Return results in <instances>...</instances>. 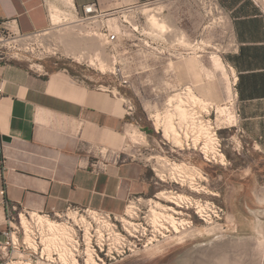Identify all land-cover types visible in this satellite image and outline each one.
<instances>
[{
	"label": "rangeland",
	"instance_id": "1",
	"mask_svg": "<svg viewBox=\"0 0 264 264\" xmlns=\"http://www.w3.org/2000/svg\"><path fill=\"white\" fill-rule=\"evenodd\" d=\"M60 1L64 4V0ZM210 1H151L122 16L117 14L107 18L119 37L113 45H108L99 34L100 23L78 22L77 16L67 6L52 2L51 8L54 6L60 10L61 15L58 14L61 17L45 37L1 43L0 52L7 53L12 60L34 68L58 64L57 67H67L74 74L87 76L96 87L112 85L123 90L127 109L132 112L131 117L137 126L128 131L127 154L134 155L138 149L136 144H139L144 154L137 155V158L149 164L158 184L152 194L136 203L140 209L139 218L132 220L128 217L129 203L127 212L125 210L127 215L119 216L131 223L142 222L148 226L147 238L154 234L156 238L149 244L145 238L134 252L127 249L123 256L110 264H264V249H258L259 243H264V162L256 165L249 157L235 156L252 153L237 138L235 78L227 64L228 55L234 50V41L228 14L216 10ZM254 1L264 11V0ZM148 9H154L152 14L162 18V22L170 21L166 24L168 31H162L165 32L163 34L160 29L153 28L148 13L145 14ZM81 51L83 59L76 60L74 57ZM90 59L97 66L92 65ZM115 68L118 74L125 75V84H120V75L113 73ZM180 99L189 109L186 124L182 117L179 118L181 115L175 107ZM203 102L210 104H205L208 108ZM130 107H133L132 111ZM172 111L178 115H172ZM157 114L160 120L156 118ZM165 115L175 117L172 119L175 122H172L178 127L175 132L182 135L181 139L165 136ZM201 121L213 125L211 130L217 134L222 153L227 158L226 165L216 163L215 160L223 161L220 156L216 159V155L204 153L203 140L194 146ZM132 133L137 134L136 140ZM176 163L185 165L184 174L192 177L172 173ZM192 186L203 190L195 192ZM163 192L167 193L166 196L181 194L189 200L215 204L224 209L225 215L218 224L215 220L208 224L196 215L193 208H178L166 198H160ZM156 203L183 213L173 214L157 207ZM153 207L163 214L167 227L169 224L165 220L170 214L187 224L189 221L191 228L186 231L180 228L185 234L171 227L169 232L165 229L152 231L149 223L153 220ZM119 227L122 229L121 223Z\"/></svg>",
	"mask_w": 264,
	"mask_h": 264
},
{
	"label": "crops",
	"instance_id": "2",
	"mask_svg": "<svg viewBox=\"0 0 264 264\" xmlns=\"http://www.w3.org/2000/svg\"><path fill=\"white\" fill-rule=\"evenodd\" d=\"M65 1L76 16V9L93 3L102 12L123 13L159 0ZM216 1L228 14L235 45L227 64L235 78L237 138L252 153L235 156L262 164L264 11L254 0ZM52 2L63 5L0 0V21L16 20L13 29L23 35L49 30ZM57 65L34 68L7 53L0 58V224L7 204L38 213L79 206L122 215L132 197H147L157 188L147 164L121 155L129 129L137 128L123 90L96 87L87 76ZM97 160L107 163L100 173L92 168ZM4 228L0 225V242Z\"/></svg>",
	"mask_w": 264,
	"mask_h": 264
},
{
	"label": "built area",
	"instance_id": "3",
	"mask_svg": "<svg viewBox=\"0 0 264 264\" xmlns=\"http://www.w3.org/2000/svg\"><path fill=\"white\" fill-rule=\"evenodd\" d=\"M210 3L216 10L220 9L222 12L224 11L216 0H211ZM132 9L127 8L123 13ZM75 13L79 20L78 22H87L89 24L100 23L101 28L98 30L99 34L104 37L108 45L116 44L119 41L118 34L113 32L111 24L108 23L109 19L107 18L115 17L117 14L122 16L123 13L119 11L102 12L95 3L84 6L81 11L76 9ZM15 23L16 20L0 21V47L3 42H14L16 39H24L25 41L33 37L42 38L51 30L23 35L13 29V24ZM1 57H4L2 52H0ZM119 72L121 71L119 70ZM113 73L116 76L120 75V84L126 83V78H124L123 74H118L116 68ZM3 90V84L0 82V96ZM130 110L132 111L133 107H130ZM130 113L132 114V112ZM136 146L138 149L134 152V155L127 154V148L122 151L121 155L125 156V159L138 160L137 155L140 157L144 153L139 144H136ZM219 148V152L222 153L221 145H219ZM215 161L216 163L219 162L220 165H226L227 158L224 161L225 163L223 161ZM147 165L149 166V164ZM106 167L107 163L103 160H97L92 164L95 173L104 171ZM160 180L164 181L162 178ZM157 184L158 182L156 180ZM141 200L142 197L135 196L128 203L136 206V203H140ZM184 207L187 209L193 208L196 215L208 224H212L214 220L218 224L225 215L222 207L215 204H203L196 200H188L182 207L178 208ZM137 209L136 206L134 209L135 212L133 211L132 214H129L128 217L130 219L134 220L139 218L138 211L140 209ZM180 213L182 214L183 212ZM36 214L43 215L49 220L61 223L74 232L73 259L75 262L71 264H110L117 260V258L123 256L127 252V249L134 252V248L147 238V232L149 231L148 226H144L142 222L136 224L128 221V224H126L121 216L102 210L69 206L65 211L60 213H38L17 204H7L4 222L0 224L5 226L1 232L4 240L0 242V264H68L61 259L58 252L52 251L51 254L48 253L45 242L46 233L44 227L35 216ZM163 220L164 218L162 220L160 218L159 221L164 223L166 226L164 229L166 231H171L169 227L176 231L168 220H165L169 224L168 227ZM151 222L149 226L152 228V231L160 232L163 230L155 227L153 220ZM119 223H121L122 229L119 227ZM191 225L192 223L188 221L187 227L182 228V230L186 231L187 228L190 229ZM124 230L126 234H124ZM223 230L225 231V228ZM155 238V234L148 237L147 244L153 243ZM88 250L92 253L94 263L88 261Z\"/></svg>",
	"mask_w": 264,
	"mask_h": 264
},
{
	"label": "bare ground",
	"instance_id": "4",
	"mask_svg": "<svg viewBox=\"0 0 264 264\" xmlns=\"http://www.w3.org/2000/svg\"><path fill=\"white\" fill-rule=\"evenodd\" d=\"M63 5H65V6H67L68 8H70V2L69 1H65L64 0V4ZM54 6H52V8H51V14H52V21H53V23H55V22H57L59 19H60V15H61V13L59 12L60 10H58V9H56V7H54ZM160 9V8H159ZM152 10H154V9H148V10H146L145 12V14H147V16H149V23H151V25L153 26V28H158V30L157 31H160L161 30V32L160 33H163L162 31H165L166 30V28H169V27H167L166 26V24H168L167 23V21H166V23L165 22H162L163 20H162V18L161 19H159L156 15H153L152 14ZM161 10V12H162V9H160ZM58 13H60V15L58 14ZM66 14V13H65ZM62 15H64L63 14V12H62ZM160 15V14H159ZM158 15V16H159ZM162 20V21H161ZM165 21V20H164ZM155 28V29H156ZM160 29V30H159ZM170 30V29H169ZM166 31H168V29L166 30ZM159 33V32H158ZM165 33V32H164ZM163 33V34H164ZM163 34H161V35H163ZM160 35V34H159ZM164 36V35H163ZM21 41H24V39H16V40H14V42H21ZM83 52L81 51V54H78V56L77 57H74L76 60L77 59H83ZM90 62H91V59H90ZM91 64L92 65H96V63L95 62H91ZM97 66V65H96ZM95 66V67H96ZM124 76V78H125V75H123ZM191 91V90H190ZM191 94V93H190ZM189 94V95H190ZM180 95V94H179ZM177 97H180V96H178V95H176ZM183 96V95H182ZM191 96V95H190ZM177 97H174V98H176L177 100H179V98H177ZM186 97V96H185ZM194 97V99H195V96H192V98ZM197 97V96H196ZM182 99L184 98V97H181ZM190 98V97H189ZM173 99V98H172ZM186 99V98H185ZM199 99V98H198ZM198 99L196 98V100L198 101ZM171 100V99H170ZM187 100V99H186ZM199 100H201V99H199ZM175 103L177 102L176 100H173ZM172 101V102H173ZM180 101L182 102V100L180 99ZM184 102H186L185 100H183ZM190 101H192V99L190 100ZM181 102H179L178 104L176 103L175 105V107H176V110H178L179 111V114L181 115V116H179V118L180 117H182V121H183V119H184V122H185V120L186 121H188L187 120V118H188V116H189V111H187V110H189V109H186L183 105H185V104H183V102H182V104H180ZM193 102H196V101H193ZM201 102V101H200ZM192 103V102H191ZM190 103V104H191ZM199 103V102H198ZM202 103V102H201ZM203 104H204V102H203ZM206 105L208 104V105H210L209 103H205ZM204 104V105H205ZM189 105V104H188ZM192 105V104H191ZM205 105V106H206ZM174 106V105H173ZM195 106H197V105H195ZM170 107H172V105H170ZM207 107V106H206ZM205 107H203V109H204ZM208 108V107H207ZM169 109H171L172 110V108H169ZM168 109V110H169ZM175 109V108H174ZM173 109V110H174ZM192 109V108H191ZM175 110V111H176ZM169 112V111H168ZM167 112V113H168ZM177 112V111H176ZM166 113V114H167ZM170 114H171V112H170ZM175 114V113H174ZM173 114V111H172V115H174ZM177 115H178V113H176ZM175 114V115H176ZM190 114H191V112H190ZM162 115V114H161ZM171 115V116H172ZM174 115V116H175ZM176 115V116H177ZM160 116V115H159ZM158 116V114H157V117L156 118H160ZM166 117V120H165V125H164V131L163 132H165V136H169V135H173L172 136V138L174 137V136H178L177 134H179V133H177V131H178V129H176V128H178V127H175L173 124V122H175V121H173L172 119H174L175 117H173V118H171V116L170 117H167L168 115H165ZM193 116V114L191 115V117ZM164 118V119H165ZM178 118V117H177ZM176 118V119H177ZM178 118V119H179ZM194 118V117H193ZM195 119H198V118H195ZM160 120V119H159ZM181 120V119H180ZM191 120V119H190ZM193 120V119H192ZM161 121H163L162 119H161ZM173 121V122H172ZM194 121V120H193ZM199 121V120H198ZM158 122V120L156 121V123ZM180 122V121H179ZM184 122H180V123H184ZM196 122V121H195ZM205 122V121H204ZM162 123V122H161ZM164 123V122H163ZM178 123V122H177ZM176 123V124H177ZM187 122H185V124H186ZM189 123V122H188ZM190 123H191V121H190ZM192 123H194V122H192ZM207 122H205V124H206ZM210 123V122H209ZM159 125H160V122L158 123ZM158 124H156L157 125V127L159 126ZM196 124H197V122H196ZM199 124H201L200 125V128H199V125H198V127H196V128H199V135L197 136V134L195 135V136H197V138L194 140L195 141V143L196 144H194V146L195 145H198L202 140H203V142H204V147L202 148L203 149V151H204V153L208 156V155H213V156H215V158L217 159L218 158V156H220V158L223 160V162L225 161V155L223 154V153H220L219 152V150H218V146L217 145H219L220 143L218 142V138H217V134L216 133H214V132H212V126H210L209 124H204L202 121H201V123H199ZM178 126H180V124H177ZM176 125V126H177ZM188 125V124H187ZM181 126H182V124H181ZM195 126H197V125H195ZM183 127V126H182ZM181 127V128H182ZM159 128V127H158ZM180 128V129H181ZM214 128V127H213ZM175 129L177 130L176 132H175ZM188 130V129H187ZM182 131V130H181ZM196 132H197V130H196ZM195 133V132H194ZM181 134V133H180ZM188 135V134H187ZM131 136H132V138H134V140H136V138L138 137L137 136V134H135V133H132L131 134ZM181 136L182 135H180V136H178V137H180L179 139H181ZM171 136H169V138H170ZM175 139H177V143H180V140L178 139V138H175ZM172 140V139H171ZM175 142V143H176ZM182 143V142H181ZM198 143V144H197ZM182 146V145H181ZM201 146V145H200ZM210 157V156H209ZM207 158V157H206ZM214 158V157H213ZM214 158V159H215ZM218 162V161H217ZM177 164V163H176ZM174 166V168H173V171L174 172H172V173H174V174H176L177 176H182L185 172H186V167H185V165H180V164H177V165H173ZM195 169H197V168H195ZM199 170V169H198ZM188 171H189V168H188ZM192 171H193V169H192ZM190 172V171H189ZM191 173V172H190ZM192 173H194V172H192ZM196 173H194L193 175H195ZM199 174V173H198ZM185 175V174H184ZM183 175V176H184ZM188 176H184V177H192L191 175L189 176V174H187ZM196 176H198V175H196ZM193 179V178H192ZM183 181H186V180H183ZM192 181V180H191ZM190 184L191 185H193L191 182H190ZM196 186V185H195ZM191 188V187H190ZM192 188H193V190L195 191V192H200V191H202L203 189H199L198 187H194V186H192ZM167 195V193H165V192H163V193H161L160 194V198H166L169 202H171V203H173V204H175V205H177L178 207H182V205L184 204V203H186L189 199L188 198H186V197H184L183 195H177V196H173V194H171L172 196H170L169 194V196H166ZM162 196V197H161ZM157 205V207H161V208H164L165 210H169V211H171V212H173V214H180V212L179 211H177L176 210V208H174V207H169V208H166V207H162L159 203H156ZM135 205H130L129 207H128V214H132L133 213V211H134V209H135ZM199 207H201V205H199ZM155 207H153V209H152V216H153V223H154V225H155V227H157V228H159V229H164V228H166V226L164 225V223H162L161 221H159L160 220V218H163L162 217V215L163 214H161V213H159L156 209H154ZM36 217H37V219H38V221H39V223L44 227V230H45V233H46V235H45V242H46V248H47V251H48V253L49 254H51V252L53 251H56V252H58L59 253V255L61 256V259L63 260V261H65L66 263H68V264H71V263H73V262H75L74 261V259H73V248H74V232L71 230V229H69L68 227H66V226H64L63 224H61V223H58V222H55V221H52V220H49L48 218H46V217H44L43 215H40V214H36L35 215ZM166 218H167V220L171 223V225L174 227V229L176 230V231H178V232H180V233H182V234H185L184 232H182L181 230H180V228L182 229V228H186L187 227V223L184 221V220H180V219H176L175 217H174V215H168V216H166ZM123 221L126 223V224H128V221H126V220H124L123 219ZM201 233V232H200ZM189 234V233H188ZM182 238H183V236H181ZM179 238H180V236H179ZM185 240V239H184ZM75 248H77L76 246H75ZM258 249H264V243H259V247H258ZM88 256H89V258H88V261L89 262H92V263H94V260H93V256H92V253H91V251L90 250H88Z\"/></svg>",
	"mask_w": 264,
	"mask_h": 264
},
{
	"label": "water",
	"instance_id": "5",
	"mask_svg": "<svg viewBox=\"0 0 264 264\" xmlns=\"http://www.w3.org/2000/svg\"><path fill=\"white\" fill-rule=\"evenodd\" d=\"M3 139L6 141H10V138H7V137H4Z\"/></svg>",
	"mask_w": 264,
	"mask_h": 264
},
{
	"label": "trees",
	"instance_id": "6",
	"mask_svg": "<svg viewBox=\"0 0 264 264\" xmlns=\"http://www.w3.org/2000/svg\"><path fill=\"white\" fill-rule=\"evenodd\" d=\"M148 129H146V131H147ZM149 131V130H148ZM149 133H151V132H149Z\"/></svg>",
	"mask_w": 264,
	"mask_h": 264
}]
</instances>
